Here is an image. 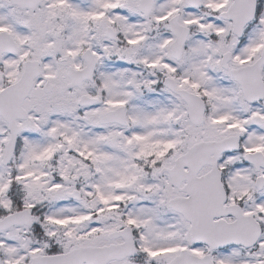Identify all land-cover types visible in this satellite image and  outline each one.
Returning <instances> with one entry per match:
<instances>
[{"label":"snow or ice","instance_id":"snow-or-ice-1","mask_svg":"<svg viewBox=\"0 0 264 264\" xmlns=\"http://www.w3.org/2000/svg\"><path fill=\"white\" fill-rule=\"evenodd\" d=\"M0 264H264V0H0Z\"/></svg>","mask_w":264,"mask_h":264}]
</instances>
